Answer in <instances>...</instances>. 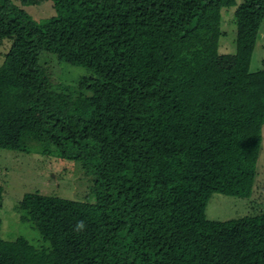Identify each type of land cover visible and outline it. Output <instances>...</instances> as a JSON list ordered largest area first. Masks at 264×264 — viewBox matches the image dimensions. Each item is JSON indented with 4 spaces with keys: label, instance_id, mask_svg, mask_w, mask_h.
<instances>
[{
    "label": "trees",
    "instance_id": "1",
    "mask_svg": "<svg viewBox=\"0 0 264 264\" xmlns=\"http://www.w3.org/2000/svg\"><path fill=\"white\" fill-rule=\"evenodd\" d=\"M43 1L55 14L36 20L26 8ZM263 20L264 0H0V149L72 161L91 182L83 200L25 193L15 210L35 234L0 236V264H264V211L205 213L213 193L253 191ZM43 52L85 73L54 85Z\"/></svg>",
    "mask_w": 264,
    "mask_h": 264
},
{
    "label": "rangeland",
    "instance_id": "2",
    "mask_svg": "<svg viewBox=\"0 0 264 264\" xmlns=\"http://www.w3.org/2000/svg\"><path fill=\"white\" fill-rule=\"evenodd\" d=\"M240 3L242 0H236ZM20 0H16L19 3ZM235 7L222 10L219 50L221 53L235 52L236 28L233 18ZM26 11L34 19H43L55 14L51 1L27 6ZM9 47L8 41L0 42V63ZM41 63L54 85L62 84L74 87L85 70L59 62L53 54L43 52ZM264 57V20L260 27L250 70L261 68ZM262 145L257 163V175L250 197L213 193L206 206V216L212 220H229L243 215H255L264 211V125L262 127ZM91 182L88 176L72 161L39 153H21L10 149H0V236L13 240L18 235L35 232L19 221L16 204L28 192L55 195L64 198L85 199L90 194Z\"/></svg>",
    "mask_w": 264,
    "mask_h": 264
},
{
    "label": "clouds",
    "instance_id": "3",
    "mask_svg": "<svg viewBox=\"0 0 264 264\" xmlns=\"http://www.w3.org/2000/svg\"><path fill=\"white\" fill-rule=\"evenodd\" d=\"M83 225L81 224L80 227H82Z\"/></svg>",
    "mask_w": 264,
    "mask_h": 264
}]
</instances>
